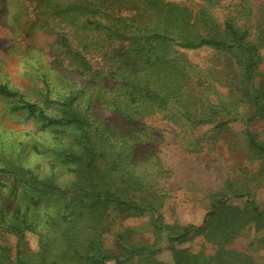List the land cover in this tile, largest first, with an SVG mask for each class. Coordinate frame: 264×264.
Listing matches in <instances>:
<instances>
[{"label":"trees","instance_id":"obj_1","mask_svg":"<svg viewBox=\"0 0 264 264\" xmlns=\"http://www.w3.org/2000/svg\"><path fill=\"white\" fill-rule=\"evenodd\" d=\"M33 1L31 88L25 93L0 84V94L18 96L19 108L52 130L55 146L36 147L49 153L48 169L0 158V174L10 179L0 181V229L18 237L15 259L1 248L0 264H249L244 252L228 248L248 225L264 228V208L247 184L228 179L223 191L211 195V209L200 225L166 223L157 213L161 196L140 192L159 183L167 170L151 146L159 136L152 126L156 120L176 127L216 123L214 129H222L236 118V109L204 104L187 50H224L233 62L227 66H239L233 90L253 110L246 117L264 123V9L262 17L257 18L260 8L255 15L254 41L233 20L215 25L171 0ZM94 54L101 55V67H94L89 56ZM44 62L61 78L75 73L82 83L67 79L65 91H59L61 83L52 89L33 67ZM38 86L45 87L46 107L31 100ZM95 106L110 109L111 118L97 115ZM246 135L253 153L264 157V141L248 129ZM231 198L243 202L231 203ZM144 213L150 214L158 240L165 232L172 262L159 260L154 245L105 246L113 216ZM26 231L39 235L41 251H21ZM191 231L202 234L214 253L173 244Z\"/></svg>","mask_w":264,"mask_h":264},{"label":"rangeland","instance_id":"obj_2","mask_svg":"<svg viewBox=\"0 0 264 264\" xmlns=\"http://www.w3.org/2000/svg\"><path fill=\"white\" fill-rule=\"evenodd\" d=\"M171 1L203 14L215 25H221L228 19L233 20L236 25L250 32L251 40H258V32L254 27L255 15L260 8L257 18L262 17L264 0ZM35 4L33 0H0V84L25 93L31 88L27 60L30 61L33 56L29 49L36 32L31 27L35 19ZM186 53L192 65L194 81L197 80L194 87L197 92L201 91L204 104L236 109V118L222 129H214L216 123L196 126L184 123L176 127L161 117L156 120L152 126L159 136L152 140L151 146L167 170L159 183L147 185L140 193L147 197L151 193L161 196L157 213L168 224L200 225L211 209V195L220 191L228 179L239 186L247 184L264 208V157L253 153L246 135L248 129L264 141V123L259 118L248 120L249 116H246L253 114V110L239 100L237 92L233 90L234 81L237 84L240 79L238 64L235 71L228 67L233 62L229 63L230 59L224 50L215 47L189 49ZM260 54V69L264 71V47H261ZM89 56L95 68L103 65L100 54ZM33 67L38 69L40 75L45 74L48 86L52 89L61 83L63 90L60 92L66 90L69 83L67 79L71 83H82V77L75 73H69V77L63 75L65 79L61 78L45 62ZM44 88L40 90L38 86L37 95L31 100H37L46 107L42 94ZM55 98L51 96V99ZM19 103L18 96L0 94V158L7 157L30 167L51 168L49 153L39 152L36 147H54V133L43 122L21 110ZM92 111L102 118H111V110L106 107L95 106ZM51 170L57 175L62 174L59 168ZM157 176L161 175H154L153 179ZM0 181L10 182V179L0 174ZM229 202L242 204L243 200L231 198ZM117 215L112 217V227L104 234L107 248L117 249L126 244L154 245L159 260L172 262L173 256L167 248L169 242L165 232H159L161 240H158V234L149 225V213L138 217ZM17 242L18 237L14 232L0 229V252L1 248L6 247L8 254L15 259ZM173 244L177 248L192 251L203 249L209 255L215 251V247L207 243L202 234L194 231L190 232L185 241ZM20 247L25 254L41 251L39 235L34 231H26ZM229 247L244 252L249 264H264V228L248 225ZM133 264H138V261Z\"/></svg>","mask_w":264,"mask_h":264}]
</instances>
